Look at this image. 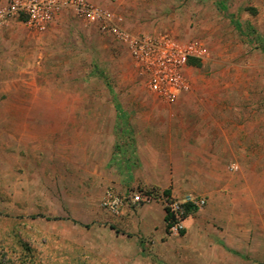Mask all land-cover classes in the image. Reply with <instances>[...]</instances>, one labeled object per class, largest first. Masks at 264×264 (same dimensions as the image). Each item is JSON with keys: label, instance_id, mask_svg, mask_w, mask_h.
<instances>
[{"label": "rangeland", "instance_id": "1", "mask_svg": "<svg viewBox=\"0 0 264 264\" xmlns=\"http://www.w3.org/2000/svg\"><path fill=\"white\" fill-rule=\"evenodd\" d=\"M95 1L121 13L135 33H169L205 45L206 57L186 70L189 105L174 109L178 99L167 102L151 92L124 45L71 11L44 32L22 23L1 29L0 264H186L183 251H156L152 234L141 230L145 210L156 209V202L113 213L101 204L111 187L101 195L84 191L73 182L74 169L62 168L61 160L76 155L73 126L80 117L86 132L92 126L106 137L102 143L116 142L118 154L131 152L126 137H135L138 121L177 115L225 121L220 182L245 186L258 217L263 214L264 0ZM49 103L66 106L43 113L59 118L66 131L56 136L60 149L39 153L33 140L11 137L10 126L32 119L34 105ZM73 105L86 108L69 111ZM208 132L216 136L217 126ZM136 190L142 189L128 192Z\"/></svg>", "mask_w": 264, "mask_h": 264}, {"label": "crops", "instance_id": "2", "mask_svg": "<svg viewBox=\"0 0 264 264\" xmlns=\"http://www.w3.org/2000/svg\"><path fill=\"white\" fill-rule=\"evenodd\" d=\"M191 96L182 93L174 109L184 111ZM82 107L86 108L73 105L69 111L81 112ZM33 108L32 119L13 121L11 137L33 140L32 151L39 153L60 149L56 136L66 130H61L59 118L46 119L43 113L66 111V106L49 103ZM83 123L82 117L74 120L76 155L66 163L61 160V166L74 169L73 182L84 191L101 195L109 187L121 193L140 188L178 198L193 193L206 199L203 209L186 218V229L179 238L168 232L163 205L153 201L157 208L145 210L141 230L152 234L156 251H183L186 264H264V209L258 217L259 207L244 194L245 186L220 182L227 141L225 121L213 125L178 115L167 121H138L135 137H126L133 142L131 152L122 154L116 153V142L102 143L103 133L92 126L86 132ZM213 126H217L216 136L208 132Z\"/></svg>", "mask_w": 264, "mask_h": 264}, {"label": "built area", "instance_id": "3", "mask_svg": "<svg viewBox=\"0 0 264 264\" xmlns=\"http://www.w3.org/2000/svg\"><path fill=\"white\" fill-rule=\"evenodd\" d=\"M65 11L73 12L124 45L147 88L167 102L176 101L189 90L186 74L189 60L201 61L207 55L205 45L198 40H183L169 33H135L127 27L121 13L95 0H0V30L13 23H22L33 31L44 32ZM155 200L169 212L166 226L170 234L185 231L187 205L193 211L206 205L204 197L193 193L178 198L149 190L118 193L111 188L105 191L101 204L109 211L119 213L126 205Z\"/></svg>", "mask_w": 264, "mask_h": 264}, {"label": "trees", "instance_id": "4", "mask_svg": "<svg viewBox=\"0 0 264 264\" xmlns=\"http://www.w3.org/2000/svg\"><path fill=\"white\" fill-rule=\"evenodd\" d=\"M231 19H232V21L234 22L236 28L239 29L240 31H242V30H241V24H240V22L234 20L233 17H232ZM189 64H190V65H199V64H200V60H199V59H194V58H192V59L189 60ZM165 210H166V217H165V220L167 221V220L169 219V212H168L167 209H165ZM191 212H193L192 207H191L190 205H187V215L190 214ZM76 222L79 223L78 221H76ZM84 226H89V225H88V224H84Z\"/></svg>", "mask_w": 264, "mask_h": 264}]
</instances>
